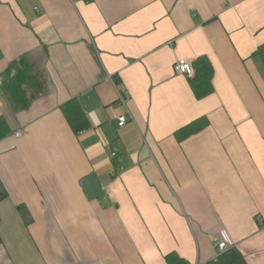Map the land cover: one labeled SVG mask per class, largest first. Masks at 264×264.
<instances>
[{"label": "crops", "instance_id": "obj_1", "mask_svg": "<svg viewBox=\"0 0 264 264\" xmlns=\"http://www.w3.org/2000/svg\"><path fill=\"white\" fill-rule=\"evenodd\" d=\"M201 57L198 99L174 66ZM22 58L41 88L25 110ZM0 77V264H264V0H0Z\"/></svg>", "mask_w": 264, "mask_h": 264}, {"label": "trees", "instance_id": "obj_2", "mask_svg": "<svg viewBox=\"0 0 264 264\" xmlns=\"http://www.w3.org/2000/svg\"><path fill=\"white\" fill-rule=\"evenodd\" d=\"M196 76L192 79V88L198 99H202L213 93L212 80L214 70L205 57H201L194 65ZM14 76L10 82L9 92L12 100L19 110L29 108L33 98L41 92L38 81L33 74V70L26 58L16 61L12 65ZM119 85L120 82L116 81ZM63 113L69 122L71 128L76 134H80L90 128V123L87 120L83 110L77 101H71L63 107ZM208 121L206 118H201L190 125L184 127L176 133L179 140L187 139L207 127ZM11 134L10 127L7 121L0 118V141ZM169 264H187L177 255L172 254L167 257ZM208 264H248L245 257L237 249H231L222 254L217 261H212Z\"/></svg>", "mask_w": 264, "mask_h": 264}, {"label": "built area", "instance_id": "obj_3", "mask_svg": "<svg viewBox=\"0 0 264 264\" xmlns=\"http://www.w3.org/2000/svg\"><path fill=\"white\" fill-rule=\"evenodd\" d=\"M175 73L179 76H185L188 78H195L196 71L195 68L192 66L191 63H189L186 60H179L176 62L174 66ZM3 84V79L0 77V88ZM129 119L127 116L122 115L118 119V125L119 127H124L128 123ZM116 154H112L113 157H115ZM259 223H261V219H257ZM219 251L223 252L225 249H227L226 243H221L218 245ZM221 256V254H217L214 261H217L218 258Z\"/></svg>", "mask_w": 264, "mask_h": 264}]
</instances>
